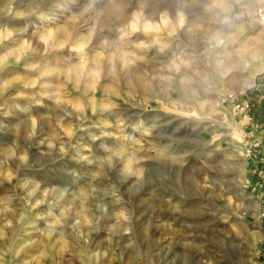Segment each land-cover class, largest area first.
<instances>
[{
    "label": "rangeland",
    "instance_id": "obj_1",
    "mask_svg": "<svg viewBox=\"0 0 264 264\" xmlns=\"http://www.w3.org/2000/svg\"><path fill=\"white\" fill-rule=\"evenodd\" d=\"M263 86L264 0H0V264H264Z\"/></svg>",
    "mask_w": 264,
    "mask_h": 264
},
{
    "label": "built area",
    "instance_id": "obj_2",
    "mask_svg": "<svg viewBox=\"0 0 264 264\" xmlns=\"http://www.w3.org/2000/svg\"><path fill=\"white\" fill-rule=\"evenodd\" d=\"M225 101L232 103L235 109L241 113H246L248 109L250 108V103L247 100L239 101L235 98V96H233V94H229L225 98ZM260 175L262 177L261 186L263 187V192H264V173ZM261 218H264V208L262 209V212H261Z\"/></svg>",
    "mask_w": 264,
    "mask_h": 264
},
{
    "label": "crops",
    "instance_id": "obj_3",
    "mask_svg": "<svg viewBox=\"0 0 264 264\" xmlns=\"http://www.w3.org/2000/svg\"><path fill=\"white\" fill-rule=\"evenodd\" d=\"M256 139V136H254V140ZM255 141H257V140H255ZM261 140H259V142H260ZM258 143V142H257Z\"/></svg>",
    "mask_w": 264,
    "mask_h": 264
},
{
    "label": "trees",
    "instance_id": "obj_4",
    "mask_svg": "<svg viewBox=\"0 0 264 264\" xmlns=\"http://www.w3.org/2000/svg\"><path fill=\"white\" fill-rule=\"evenodd\" d=\"M260 89V88H259ZM264 89V86H263V88H262V90Z\"/></svg>",
    "mask_w": 264,
    "mask_h": 264
}]
</instances>
